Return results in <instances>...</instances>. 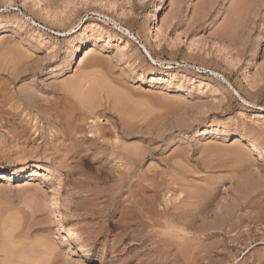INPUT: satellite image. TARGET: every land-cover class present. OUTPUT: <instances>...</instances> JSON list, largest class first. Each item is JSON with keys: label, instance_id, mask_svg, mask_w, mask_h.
Returning <instances> with one entry per match:
<instances>
[{"label": "rangeland", "instance_id": "obj_1", "mask_svg": "<svg viewBox=\"0 0 264 264\" xmlns=\"http://www.w3.org/2000/svg\"><path fill=\"white\" fill-rule=\"evenodd\" d=\"M92 81L94 122L76 96ZM15 167L2 263L264 264V0H0Z\"/></svg>", "mask_w": 264, "mask_h": 264}, {"label": "bare ground", "instance_id": "obj_2", "mask_svg": "<svg viewBox=\"0 0 264 264\" xmlns=\"http://www.w3.org/2000/svg\"><path fill=\"white\" fill-rule=\"evenodd\" d=\"M236 6V5H235ZM234 6V7H235ZM231 25V24H230ZM92 31H93V29H92ZM6 55V54H5ZM85 55L87 56V53L85 52L84 53V57H85ZM96 56V55H95ZM94 56V57H95ZM83 57V59H85ZM99 58V57H98ZM82 59V58H81ZM102 60H103V58H102ZM97 64H99L98 63V60H96L95 61ZM102 62V61H101ZM104 62V61H103ZM92 64H93V62H91ZM2 65V64H1ZM100 65V64H99ZM98 65V66H99ZM103 65V64H102ZM101 65V66H102ZM95 66V65H94ZM101 66H99V68L101 67ZM96 67V66H95ZM103 67V66H102ZM99 70V69H98ZM151 72V74L152 75H158V76H161V77H166L167 79H171L172 77H173V73L172 72H169V71H163V70H159V71H157V73H155V72H152V71H150ZM98 74V73H97ZM97 74H96V76H97ZM102 75V74H101ZM90 76V75H89ZM103 76V75H102ZM99 77V76H98ZM108 77V76H107ZM110 77V76H109ZM112 77V76H111ZM86 78V77H85ZM90 78H92V77H90ZM100 79H105V78H100ZM108 79H111V80H113L112 78H107V80ZM84 80V79H83ZM97 80V79H96ZM102 80V81H103ZM106 80V79H105ZM116 80V79H115ZM115 80H113V81H115ZM118 80V79H117ZM102 81H100V82H102ZM86 82H87V80H86ZM117 82V81H116ZM79 82H77L76 84L77 85H75L77 88L79 87V84H78ZM82 83V82H81ZM85 83V82H84ZM83 83V84H84ZM88 83H90V81L88 82ZM97 83H99V82H97ZM106 83H107V81H106ZM106 83H104V85L106 84ZM70 85V84H69ZM74 85V84H73ZM94 85V83H93V81H92V85H90L91 86V88H90V86L88 87V91L86 90V92H84L85 90H84V88H86V85H85V87H82V89L84 90V91H82V89H81V86L79 87L80 89H81V91H79L80 89L78 88V91L79 92H75L76 93V96L78 95V101L82 104V105H84V109L85 110H87L88 112H86V114L88 113L90 116H92L93 117V122H94V120H95V118H99V117H95V113H94V110H96L95 108H96V106H98V104H99V102L98 101H95V98H96V95H98V91H96L98 88H100V85L98 86V84H96L97 86H95V87H92ZM72 86V85H71ZM83 86V85H82ZM101 86H103L102 84H101ZM66 87V86H65ZM98 87V88H97ZM76 88V89H77ZM92 88H94V89H92ZM105 88H108V86L106 85V87ZM105 88L103 89V90H105ZM117 88V87H116ZM76 89H75V87L73 86L72 87V90H75L76 91ZM89 89H91L90 91H89ZM113 89V88H112ZM112 89H108L107 91L105 90V92H106V95H108L107 93L109 92L110 93V91H113ZM68 90H69V88H68ZM71 90V89H70ZM115 90V89H114ZM100 91V90H99ZM116 91V90H115ZM102 92H104V91H102L101 90V93ZM114 92V91H113ZM118 92V91H117ZM116 92V93H117ZM121 92V91H120ZM97 93V94H96ZM112 93V92H111ZM115 93V94H116ZM73 94V92L71 93V95ZM69 96V94H68V98H70V97H72V96ZM113 95V94H112ZM117 95H118V93H117ZM123 95V94H122ZM105 96V95H104ZM73 97H74V95H73ZM101 97V96H100ZM107 97V96H106ZM105 97V98H106ZM118 97V96H117ZM98 98V97H97ZM96 98V99H97ZM111 98V97H110ZM67 99V98H66ZM71 99V98H70ZM98 100H99V98H98ZM73 101H75V100H73ZM31 102V101H30ZM79 102H76V103H78V104H80ZM100 105V104H99ZM65 107V106H64ZM63 107V109H65L66 108V111L64 110V112H68L67 114H65L63 111H58V109L57 110H54L55 112H62V113H64V114H62L63 116L64 115H66L67 117H70L69 115H72L71 113H69L70 111H68L69 110V108H70V110H72V111H74L73 109H71L72 107L70 106V107H68V109H67V107H65L64 108ZM128 108V107H127ZM132 108H133V106H132ZM131 109V108H130ZM43 110H45V109H43ZM53 110V109H52ZM83 110V109H82ZM47 111V110H46ZM46 111H44V112H46ZM79 111V110H78ZM47 113V112H46ZM74 113V112H73ZM47 114H49V112L47 113ZM52 114H53V111H52ZM52 114H49V116H51L52 117ZM60 115H61V113H60ZM76 115V114H75ZM89 115H88V117H89ZM54 116V115H53ZM58 116V115H57ZM57 116L55 115V118L54 117H52L53 119H56L57 118ZM65 116V117H66ZM86 116V115H85ZM64 117V118H65ZM67 117H66V119H67ZM76 117V116H75ZM62 118V117H61ZM61 118H59V119H61ZM73 119V118H72ZM56 120H58V119H56ZM68 120V119H67ZM98 120V119H97ZM124 123V122H123ZM60 124V123H59ZM65 124V123H64ZM98 124V123H97ZM125 124V123H124ZM72 126V125H71ZM207 129L205 128H203V130L202 131H200V130H198V131H196L195 132V135L196 136H201L202 137V135H205V134H207ZM226 132V131H225ZM224 132V133H225ZM101 138V137H100ZM74 144V143H73ZM70 145V144H69ZM70 147V146H69ZM133 154H135L134 152H132ZM246 153V152H245ZM244 164V163H243ZM37 167H38V165H34V167H33V169H32V173L31 174H29L31 177H35V176H38V174L40 173V171L39 170H37ZM42 167V166H41ZM44 170H47V167H45V166H43L42 167ZM17 172H18V169L15 167L14 169H11L10 171H6V170H0V180H2V179H7L8 181H10V180H14V178H16L17 177ZM118 176V175H117ZM115 177V176H114ZM123 178H124V176H123ZM31 179H33V178H28V179H26L25 180V184H29V181L31 180ZM122 186V185H121ZM121 189V188H120ZM182 198V197H181ZM133 200H135V199H133ZM134 204V203H133ZM187 204V203H186ZM191 205H193V204H191ZM184 206V205H183ZM186 206V205H185ZM200 207V205H197V206H195L194 208L195 209H197L198 210V208ZM193 208V209H194ZM192 209V208H191ZM200 209V208H199ZM120 210V209H119ZM124 210V209H123ZM177 210V209H176ZM184 210H187V209H184ZM136 211V210H135ZM165 213L167 212V211H164ZM124 213V212H123ZM143 213V212H142ZM156 213V212H155ZM154 213V214H155ZM162 213H163V211H162ZM180 213V212H179ZM183 213H185V212H183ZM193 213V212H192ZM157 214V213H156ZM155 214V215H156ZM161 214V213H160ZM159 213L157 214V215H159V222L160 223H162V224H164V222H165V219H166V222H165V226L166 225H168L169 224V222L167 221V218H165V217H163L164 218V220H163V222H161L162 221V216L160 215ZM155 215H154V217H155ZM165 215H167V214H164L163 213V216H165ZM127 216V215H126ZM132 216V215H131ZM136 216V215H135ZM161 216V217H160ZM178 216V215H177ZM180 216V215H179ZM121 217H122V215H121ZM150 217V216H149ZM167 217V216H166ZM131 218V217H130ZM134 218V217H133ZM151 218V217H150ZM183 218H186V217H183ZM182 218V220L184 221V219ZM123 220V219H122ZM155 220H157L158 221V219H157V217H155ZM154 220V221H155ZM186 220L187 219H185V221L184 222H186ZM135 221V220H134ZM133 221V222H134ZM172 221V220H171ZM170 221V222H171ZM178 221V220H177ZM143 222V221H142ZM146 222V221H145ZM145 222H143L144 224H145ZM168 222V223H167ZM190 222V221H189ZM155 223H156V221H155ZM187 223V222H186ZM130 224H131V221H124V224L123 225H126L127 227H129L130 226ZM185 224V223H184ZM183 224V225H184ZM133 225V224H132ZM146 225V224H145ZM203 225V224H202ZM233 225V224H232ZM169 226V225H168ZM171 227L172 226H174L173 225V221H172V224L170 225ZM193 226V225H192ZM204 226V225H203ZM206 226V225H205ZM209 226V225H208ZM236 225L234 224V227H235ZM127 227H125V228H127ZM164 228V227H163ZM193 228V227H192ZM212 228V227H211ZM2 229V228H1ZM207 229V228H206ZM205 229V230H206ZM181 230V229H180ZM201 230V229H200ZM2 231V230H1ZM5 231V230H4ZM98 231V230H97ZM203 231V230H202ZM156 232V231H155ZM201 232V231H200ZM206 232V231H205ZM157 233V232H156ZM212 233V232H211ZM5 234H6V232H5ZM96 234V233H95ZM161 234V233H160ZM3 236H5V235H3ZM149 236V235H148ZM2 237V236H1ZM7 237H5V239H6ZM94 238V237H93ZM4 239V240H5ZM8 239V238H7ZM7 239H6V241H7ZM102 240V239H101ZM166 240V239H165ZM1 241V240H0ZM115 241V240H114ZM112 242V244L114 243V245H115V242ZM8 242V241H7ZM181 242V241H180ZM5 244V243H4ZM170 244V243H169ZM183 244V243H182ZM1 245H3L2 244V242H1ZM0 245V246H1ZM110 245V244H109ZM113 245V246H114ZM184 245V244H183ZM188 246V245H187ZM86 247V246H85ZM110 247V246H109ZM111 247H112V245H111ZM156 248H157V246H155ZM156 248H154V250L156 249ZM159 248V247H158ZM182 248H185V247H182ZM2 248L0 247V250H1ZM5 249V248H4ZM114 249V248H113ZM3 250V249H2ZM6 250V249H5ZM72 250V249H71ZM49 251V250H48ZM167 252V251H166ZM2 254V253H1ZM0 254V255H1ZM3 254H5V252L3 253ZM166 255V254H165ZM2 256H4V255H2ZM7 256H5V260L7 259V260H9L8 258H6ZM6 260V261H7ZM1 261H2V259H1ZM4 261V260H3ZM10 261V260H9ZM0 264H6V262L4 261L3 263L2 262H0ZM9 264H11V263H9Z\"/></svg>", "mask_w": 264, "mask_h": 264}]
</instances>
